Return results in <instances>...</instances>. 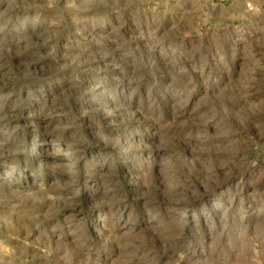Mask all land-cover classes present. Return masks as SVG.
I'll return each instance as SVG.
<instances>
[{"label":"rangeland","instance_id":"rangeland-1","mask_svg":"<svg viewBox=\"0 0 264 264\" xmlns=\"http://www.w3.org/2000/svg\"><path fill=\"white\" fill-rule=\"evenodd\" d=\"M0 0V264H264V9Z\"/></svg>","mask_w":264,"mask_h":264},{"label":"built area","instance_id":"built-area-1","mask_svg":"<svg viewBox=\"0 0 264 264\" xmlns=\"http://www.w3.org/2000/svg\"><path fill=\"white\" fill-rule=\"evenodd\" d=\"M246 8L253 13H260L264 6L248 2L246 3Z\"/></svg>","mask_w":264,"mask_h":264},{"label":"crops","instance_id":"crops-1","mask_svg":"<svg viewBox=\"0 0 264 264\" xmlns=\"http://www.w3.org/2000/svg\"><path fill=\"white\" fill-rule=\"evenodd\" d=\"M250 1H251V3L264 6V0H250Z\"/></svg>","mask_w":264,"mask_h":264}]
</instances>
